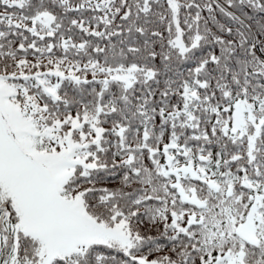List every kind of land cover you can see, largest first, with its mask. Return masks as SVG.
<instances>
[{
	"label": "snow or ice",
	"instance_id": "6c2138e0",
	"mask_svg": "<svg viewBox=\"0 0 264 264\" xmlns=\"http://www.w3.org/2000/svg\"><path fill=\"white\" fill-rule=\"evenodd\" d=\"M0 264H264V0H0Z\"/></svg>",
	"mask_w": 264,
	"mask_h": 264
}]
</instances>
